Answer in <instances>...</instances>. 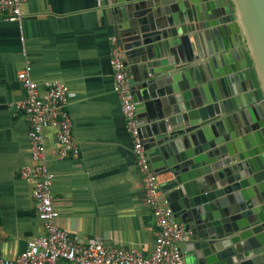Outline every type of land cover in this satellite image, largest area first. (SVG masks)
I'll use <instances>...</instances> for the list:
<instances>
[{"label":"water","instance_id":"95a60500","mask_svg":"<svg viewBox=\"0 0 264 264\" xmlns=\"http://www.w3.org/2000/svg\"><path fill=\"white\" fill-rule=\"evenodd\" d=\"M109 1L186 264H264V0Z\"/></svg>","mask_w":264,"mask_h":264},{"label":"crops","instance_id":"0c3cea01","mask_svg":"<svg viewBox=\"0 0 264 264\" xmlns=\"http://www.w3.org/2000/svg\"><path fill=\"white\" fill-rule=\"evenodd\" d=\"M109 2L23 0L22 28L0 17V255L5 258L19 255L44 231L33 184L21 177L22 166L32 162L29 124L14 107L25 97L17 72L28 64L42 91L45 81L60 79L70 94L77 151L60 158L57 129L43 130L47 163L55 173L57 223L86 240L100 237L107 246L146 255L153 250L154 216L114 91L111 39L119 36Z\"/></svg>","mask_w":264,"mask_h":264},{"label":"built area","instance_id":"2783aa9c","mask_svg":"<svg viewBox=\"0 0 264 264\" xmlns=\"http://www.w3.org/2000/svg\"><path fill=\"white\" fill-rule=\"evenodd\" d=\"M22 2L0 0V17L18 22L22 28ZM111 64L114 91L121 100L126 129L131 136L137 167L143 179L146 201L154 216L156 230L152 252L146 255L137 248L107 246L100 237L86 240L57 223L60 213L54 206L52 190L55 173L47 163L43 130L48 126L57 129L60 158L77 151L68 109L70 94L67 84L60 79L45 81L42 91L39 83L32 78V66L28 64L17 72L25 97L14 103V107L24 114L29 124L32 162L22 166L21 177L33 184L32 195L44 231L29 240L26 249L16 257L9 259L0 255V264H63L60 260L66 261L65 264H186L177 242L188 239V232L175 220L160 190V178L150 168L146 137L140 129L137 102L117 37L111 39Z\"/></svg>","mask_w":264,"mask_h":264},{"label":"flooded vegetation","instance_id":"af4514ba","mask_svg":"<svg viewBox=\"0 0 264 264\" xmlns=\"http://www.w3.org/2000/svg\"><path fill=\"white\" fill-rule=\"evenodd\" d=\"M231 7L233 8L234 6L233 5H231ZM234 11V10H233ZM233 16H234V19L236 20V16H235V14H234V12H233ZM240 29H239V35H240V37H241V41H242V48L244 49V52L246 53V52H249L248 51V47H247V45L245 44V41H244V37H245V35H244V33H243V30H242V28L241 27H239Z\"/></svg>","mask_w":264,"mask_h":264},{"label":"trees","instance_id":"16d2710c","mask_svg":"<svg viewBox=\"0 0 264 264\" xmlns=\"http://www.w3.org/2000/svg\"><path fill=\"white\" fill-rule=\"evenodd\" d=\"M245 54L248 58V63H249L250 69H251V73H252L253 77L256 79L254 63H253L252 59L249 57L248 52H246ZM259 92H260V89H259Z\"/></svg>","mask_w":264,"mask_h":264}]
</instances>
